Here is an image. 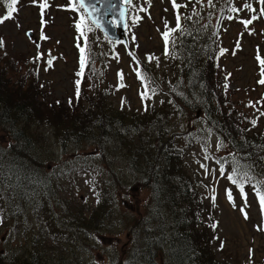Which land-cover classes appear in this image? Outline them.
Masks as SVG:
<instances>
[{
    "label": "trees",
    "instance_id": "trees-1",
    "mask_svg": "<svg viewBox=\"0 0 264 264\" xmlns=\"http://www.w3.org/2000/svg\"><path fill=\"white\" fill-rule=\"evenodd\" d=\"M223 3L218 16L230 10L228 2ZM0 4L8 7L5 0ZM191 17L173 45L176 75L166 89L149 65L138 60L147 78L143 81L145 108L140 113L107 105L104 91L91 95L83 78L70 114L60 102L40 101L34 80L26 89L27 74L8 79L10 71L18 70L12 62L0 66V128L9 136L6 144L0 140V220L24 232L27 241L23 248L0 250V264H48L49 249L61 243H89L104 230L112 231L118 217L121 223L131 218L127 227L132 237L124 253L127 259L118 264H226L216 259L207 243L204 228L210 214L188 169L187 149L192 140L204 139L205 130H210L220 140L224 154L219 161L224 170L231 175L238 162L241 171L250 169L251 185L261 187L257 181H264V134L245 126L244 117L225 100L218 72L219 27L206 31L202 18ZM38 69L39 65L31 68L35 78ZM162 92L166 102L154 104L155 95ZM199 121L203 127L195 126ZM33 123L54 127L63 149L76 143L98 151L99 159L73 158L104 178L98 207L89 215L83 206L68 207L70 202L60 194L78 164L66 161L51 167L53 157L49 149L45 157L48 145L41 152V138L35 142ZM103 163L106 170L100 168ZM128 191L136 195L137 207L121 202V197H129ZM35 220L40 224L38 232ZM57 240L61 243H54ZM82 256L71 263L86 264ZM59 260L67 263L63 257Z\"/></svg>",
    "mask_w": 264,
    "mask_h": 264
},
{
    "label": "rangeland",
    "instance_id": "rangeland-1",
    "mask_svg": "<svg viewBox=\"0 0 264 264\" xmlns=\"http://www.w3.org/2000/svg\"><path fill=\"white\" fill-rule=\"evenodd\" d=\"M225 1L230 5V9L241 10H228V13L218 16V8L223 6ZM42 2L43 0H35V3L33 0H19L14 18L0 24V40L4 42L0 46V66L5 67L9 62L16 66V73H8L10 80L27 74L26 89H29L34 80L40 101L60 102L64 104V109L69 108L68 112L72 114L71 103L77 100L76 81L82 82L83 78H86L91 95L104 91V101L107 105L114 109L122 108L128 111L127 113H140L145 108L144 99L142 100L140 95L145 88L144 82L136 75L137 71L140 72L138 60L149 65L156 79L162 83L163 89L175 79L172 48L182 29L170 36L168 55H165L162 38V33L166 30L165 21L170 28H175L176 25V10L173 9L171 0H132L127 20V43L113 40L100 27L88 24L77 0L75 8L74 0H48V6L41 14L39 4ZM177 3L187 5L179 10L182 28L187 21L184 17L192 16L194 11H200L198 16L203 19L202 24L206 31H214L216 25L219 27V44L222 49L228 50L218 64L219 76L222 77L219 78V83L223 80L222 89L227 85L225 90L223 89L225 100L230 107L237 110L234 113L244 117L245 126L248 125L251 130L264 134V115H261L264 113V84L259 83L264 79L261 75L264 68L257 59H264V16L260 13L264 5L260 4L259 0H213L212 5H209L207 0H202L201 3L196 0H177ZM244 4H250L257 11L243 8ZM7 8L0 4V17L7 14ZM253 15L259 18L245 28L241 21ZM81 17H84L82 24ZM136 17L140 19L137 20ZM77 24H81L79 31ZM80 31L84 32V36H81ZM78 45L86 49L87 64L82 76H77L80 71ZM49 59L52 60L51 65L48 64ZM34 65H39L37 78L31 70ZM119 74H122V78ZM121 84L124 86L121 87ZM165 102V92L155 95L154 104ZM193 119L194 117L192 121ZM253 120L256 121L255 126L252 124ZM203 125L202 121L195 124L196 127ZM31 127V132L36 136L35 142L41 138V152L44 145H48L45 157H48L49 149L53 157L51 167L63 165L66 161L78 164L73 160L78 157L99 159V156H96L98 151L92 145L70 143L63 149L58 143L54 127L38 123H33ZM182 127L180 124L177 135L183 131ZM8 139L9 136L0 128V140L6 144ZM221 150L220 140L206 129L204 139L192 140L186 154L188 169L196 181L198 191L206 200L207 212L210 214L207 215L204 228L207 243L211 244L216 259L220 262L264 264V212L261 211L253 185L245 183V200L241 197L239 188L226 178L229 175L227 170L221 174L219 157L224 154ZM202 164L204 167H201ZM105 166L103 163L100 168L106 170ZM77 167V171L64 183L60 194L66 199V203L70 202L68 207L83 206L84 212L89 215L98 207V194L104 178L83 162ZM120 172V177H123L125 174ZM226 189L232 191V202L227 199ZM125 195L129 197H121V202L126 200L128 207H137L139 203L135 199L136 195L131 191ZM115 211L119 213L116 208ZM120 218L112 223V231L104 230L93 239L90 238L89 243L55 241L54 243L62 245L49 249L48 264H72L73 259L80 255H83L86 264H118L121 260H126L124 253L131 246L129 241L132 238L127 222L131 218L127 217L123 220L124 223L118 222ZM34 226L38 232L40 224L37 220ZM25 238L24 232L18 228H11L9 224L2 225L0 222V250L20 246L23 248L27 244ZM42 244L44 243H39ZM60 257L67 263L61 262Z\"/></svg>",
    "mask_w": 264,
    "mask_h": 264
},
{
    "label": "snow or ice",
    "instance_id": "snow-or-ice-1",
    "mask_svg": "<svg viewBox=\"0 0 264 264\" xmlns=\"http://www.w3.org/2000/svg\"><path fill=\"white\" fill-rule=\"evenodd\" d=\"M5 2L8 3L7 14L4 15L3 17H0V24H3L5 21L12 20L14 18V14L18 11L16 6L19 3V0H5ZM33 2L35 3V0H33ZM78 2H79V8L83 9L85 7L84 0H78ZM124 2L126 4H131L132 0H124ZM196 2L197 3H201L202 0H196ZM207 3L209 5H212L213 0H207ZM259 3L264 5V0H259ZM171 5H172L173 9L176 10V25H175V28H170L168 26L167 21H165V29L166 30L162 33V38H163V41H164V44H165V55L169 54L170 36L174 32H177V31L182 29V23H181L182 17H181V14H180L179 10L182 7H187L186 4L185 5L178 4L177 0H171ZM47 6H48V0H43V2L39 4L40 10H41V14H43V11H44L45 8H47ZM75 6H76V4H75V0H74L73 7L75 8ZM242 7L246 8V9L252 11V12H256L257 11L256 9L252 8V6L250 4H244ZM230 10L233 11V12H239L241 9L240 8H231ZM142 11H143V9H142ZM260 13H261V16H264V8L260 9ZM193 14L194 15H198V13H196L195 11H194ZM121 15L123 16V12L121 13ZM229 18L231 19V17H229ZM258 18L259 17H257L256 15H253L249 19L242 20L241 23H242V25L245 28H247L248 25H251L253 23V21L258 19ZM136 19L139 20L140 18L136 17ZM184 19L191 20L192 17L191 16H187V17H184ZM83 22H84V17H81V24ZM81 24H77L76 25V28H77L78 31L81 30ZM17 26L19 27L20 25H17ZM97 27H99V23H97ZM80 34H81V36H84V32L83 31H80ZM42 38L46 39L47 37H42ZM3 43L4 42L2 40H0V46H2ZM171 43H174V41H171ZM78 48H79V51H80V61H79V63H80V71L77 73V76H82L83 73H84L86 64H87V57L85 55L86 49H85V47H80L79 45H78ZM227 51H228L227 49H220V54L224 55V53L227 52ZM149 59H152V57H149ZM257 59L259 60L262 68H264V59H260V57H257ZM51 63H52V60L49 59L48 60V64L51 65ZM119 75H121V78H122V74H119ZM136 75H137V78L140 79L141 81H145L147 79L139 71L136 72ZM261 75L264 76V71H262ZM259 83L260 84H264V79H261L259 81ZM120 86L123 87L124 85L121 84ZM225 87H227V85H225ZM152 92L154 94L155 93V89H152ZM140 95H141V99L142 100L145 99L147 97V91L142 92ZM76 96H77V98H79V96H80V80L76 81ZM69 102L71 103V100ZM261 115H264V113H261ZM252 124H253V126H255L256 121L253 120ZM201 167H204V165L202 164ZM242 167L243 166L240 165L237 162L235 167H234V169H233L232 174L231 175H227L226 178L233 185H236L239 188L241 197L246 200L247 199V194L245 192V183L247 182V183L251 184L252 183V177L249 175L250 169L246 170V171H241ZM220 172H221V174L224 173V169H223L222 166L220 168ZM257 184L261 185V187H256L255 185H253V187H254L255 195L258 198L261 211L264 212V190H262V189H264V181H257ZM226 196H227V199L230 202L233 201V194H232L231 190L226 189ZM213 199H215V197H213ZM241 211H243V209H241ZM245 218H247V214L246 213H245ZM0 222H2V220H0ZM213 227H215V225H213Z\"/></svg>",
    "mask_w": 264,
    "mask_h": 264
},
{
    "label": "water",
    "instance_id": "water-1",
    "mask_svg": "<svg viewBox=\"0 0 264 264\" xmlns=\"http://www.w3.org/2000/svg\"><path fill=\"white\" fill-rule=\"evenodd\" d=\"M84 9L90 19L113 40L127 42L126 23L128 4L124 0H84ZM123 12V16L121 13ZM114 20L117 21L115 25ZM31 35V32H29ZM88 264H98L91 262Z\"/></svg>",
    "mask_w": 264,
    "mask_h": 264
}]
</instances>
